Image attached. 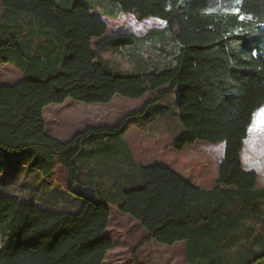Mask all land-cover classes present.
<instances>
[{
    "label": "trees",
    "instance_id": "1",
    "mask_svg": "<svg viewBox=\"0 0 264 264\" xmlns=\"http://www.w3.org/2000/svg\"><path fill=\"white\" fill-rule=\"evenodd\" d=\"M107 1L119 6V15L96 14L82 1L0 0L29 24L25 32L5 16L0 22V65L24 71L20 82L0 85V148L36 146L57 157L73 194L89 159L106 153L104 158L119 160L129 152V161L123 158L128 185L115 205L147 233L134 256L155 241L170 247L154 244V256L180 264L174 244L184 241L187 264L263 263L264 189L256 187L257 174L243 168L242 153L264 109V0ZM150 39L171 63H146L124 74L102 60L104 52ZM174 90L184 131L147 154L144 145L127 139L131 128L136 132L130 122ZM155 91L115 125L89 126L67 142L46 134L43 111L50 105L69 98L109 104L116 95L136 100ZM132 172L138 182L130 185ZM87 185L99 194L96 182ZM98 198L102 202H84L75 212H51L0 196V264H103L113 247L106 235L112 202L108 193Z\"/></svg>",
    "mask_w": 264,
    "mask_h": 264
},
{
    "label": "rangeland",
    "instance_id": "2",
    "mask_svg": "<svg viewBox=\"0 0 264 264\" xmlns=\"http://www.w3.org/2000/svg\"><path fill=\"white\" fill-rule=\"evenodd\" d=\"M77 1L85 2L90 9L96 13L117 16L119 12V6L107 0H55L58 4L67 2L70 5ZM1 13L2 9L0 7V14ZM132 18L136 23H139L133 16ZM126 20L129 21V19ZM136 38H141V36L137 35ZM94 43L96 42L94 41ZM128 47L129 48H124L118 52H104L101 54L102 60L105 61L112 70H121L123 73L136 72L142 69L143 65H146V63L147 65H151L149 68H152L153 65L159 67L171 63V58L161 52L160 45L154 40L150 39L144 42L135 41L134 45ZM12 68L16 69L12 64L0 65V79L3 80V82H0V85L15 84L14 82H18L21 76L23 77V73L19 69L13 70ZM155 94L156 91L136 100L117 95L112 100V105H110L111 103L101 106L95 104L89 105L70 98L65 101L66 104H61L63 107H60V105H50L44 109L46 110V115H48L49 110L53 107H60L59 110L62 112L63 118L51 119L48 128L50 132H52V135H48L59 140L67 139L77 130L74 129V124L72 123L74 121H80L81 124H87V117L91 119L89 120L91 122L94 119L95 121H101L104 126H111L126 114L139 111L143 103ZM130 124H135L133 127H135L136 132L132 131L133 128H131L126 135L127 139L132 136L137 144L140 143L145 146L147 154L152 155L156 150L160 151L162 148H165L184 131L178 111L177 90L167 95L160 103L150 105L144 115L134 117ZM137 127L140 128L138 129ZM143 137L150 143L144 142ZM155 143H157L156 146ZM205 144L211 147L215 146L207 143ZM221 144L224 146V143ZM39 150L42 149L36 146L26 148L19 152L0 148V170L11 172L16 166L23 162V160L27 161L31 155ZM205 151L214 159V156L218 158L220 154L216 148H209ZM105 156L106 153H102L99 154L98 157L89 159L88 165H84L83 171H81L82 183L87 185L91 180L96 182L100 189L98 196L108 193V199L112 202L108 205L112 218L110 217L111 219L106 230V235L112 240L113 247L107 251L103 264H136V262L141 264H174L171 260L154 256V244L156 247H170L155 241L145 243L136 255H133L135 248L142 239L147 236V233L136 220L129 215L121 213L115 205L121 201L120 188L128 185L127 181L123 185V175L127 173V171L111 170L119 164V161L116 160L113 155H109L108 159H104ZM129 156V152L122 153L119 160L124 164L125 161H123V158H127L129 161ZM36 162H42V160L36 159ZM242 165L246 171H253L257 174L256 187L258 189H264V109L256 115L254 123L250 128L249 136L245 141V148L242 153ZM129 177L131 180L138 178L135 172H132ZM19 185L21 184L19 183ZM4 191L11 194H18L17 192L21 190L19 186H16L11 190L8 189ZM2 192L3 191L0 190V194H2ZM58 207L60 210H63L66 206L64 204H59ZM262 209L264 211V199L262 200ZM54 210L57 211L59 209ZM69 210L71 209L69 208ZM174 245H176L178 251L182 253V261L180 264H187L185 242H178ZM236 247L237 244L233 246L234 249ZM258 248L259 247H255V249ZM160 253L161 252H158V254ZM261 264H264V262Z\"/></svg>",
    "mask_w": 264,
    "mask_h": 264
},
{
    "label": "crops",
    "instance_id": "3",
    "mask_svg": "<svg viewBox=\"0 0 264 264\" xmlns=\"http://www.w3.org/2000/svg\"><path fill=\"white\" fill-rule=\"evenodd\" d=\"M63 4L69 5L67 2H64ZM1 9H2V13L0 14V22L3 19L2 17L5 16L8 20L12 21L13 24L14 23L18 25L23 24L21 26L23 27L24 31L27 32V30L29 29V24H27L26 26L24 25V23L26 22V18L23 15H16L12 11H7L3 9L2 7ZM119 13L120 11L118 12L117 15H119ZM96 14H101V13H96ZM28 20H31V19L28 18ZM163 28L164 26L160 25L157 29H163ZM13 66L16 69H19L23 73V77H24L23 69L15 65ZM16 69H13V70H16ZM113 71L122 72L121 70H113ZM124 74H127V73H124ZM23 77L21 76V79L18 82H20L23 79ZM0 82H3V80L0 79ZM18 82H14V83L16 84ZM64 104L66 103L64 102ZM63 105H60V107H63ZM95 105L101 106L105 104H95ZM110 105H112V103ZM60 107H53L52 109L49 110L48 115H46V112H45L46 110L43 111V118L45 121V131L47 135L48 134L52 135V132H50L48 128V124L51 123V119H62L63 118L62 112L59 110ZM89 120L91 119H88L87 117L86 118L87 124H81L80 121L73 120L74 121L72 123L74 124L73 127L74 129H77V130L67 139H64V140L63 139L59 140L57 138L55 139L61 142H67L71 140L75 134L84 131L89 126L95 125V123H96L95 126H100V127L104 126L101 123V121H95L93 119L91 122ZM91 123H94V124H91ZM132 125H135V124H132ZM106 126H109V125H106ZM96 144L99 145V143H96ZM36 159L40 161L42 160V162H36ZM104 159H108V158H104ZM126 168L127 167L124 164L119 162V164H117L115 168L111 170L127 171ZM137 182H138L137 178H134V180L129 181L130 185L137 184ZM19 183L21 185H19ZM16 186H19L21 190L20 192H17L18 194H11V193L4 191L8 189L11 190L15 188ZM69 187H70L69 174L60 165L59 159L57 157H51L48 153L44 151H40V150L34 153L33 155H31V157H29L27 161L23 160V162H21L18 166H16L11 172L7 170H0V190L3 191L2 194H0V196L2 195L18 196L20 200L25 203L36 205L41 209L48 210L51 212H58V211L75 212L83 206L85 201L83 199L76 197L75 194L71 193L69 191ZM59 204H64L66 206L65 209L60 210V208L58 207ZM69 208L71 210H69ZM54 209H59V210L56 211ZM185 249H186V244H185Z\"/></svg>",
    "mask_w": 264,
    "mask_h": 264
},
{
    "label": "water",
    "instance_id": "4",
    "mask_svg": "<svg viewBox=\"0 0 264 264\" xmlns=\"http://www.w3.org/2000/svg\"><path fill=\"white\" fill-rule=\"evenodd\" d=\"M76 197L83 199L86 203L98 204L102 202L97 195V189L91 185L77 183L73 186Z\"/></svg>",
    "mask_w": 264,
    "mask_h": 264
}]
</instances>
